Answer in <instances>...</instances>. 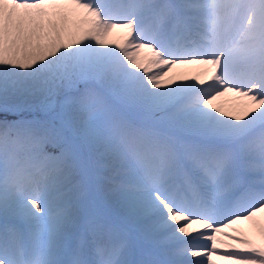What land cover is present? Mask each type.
<instances>
[{
    "label": "snow or ice",
    "instance_id": "1",
    "mask_svg": "<svg viewBox=\"0 0 264 264\" xmlns=\"http://www.w3.org/2000/svg\"><path fill=\"white\" fill-rule=\"evenodd\" d=\"M0 264H264V0H0Z\"/></svg>",
    "mask_w": 264,
    "mask_h": 264
},
{
    "label": "bare ground",
    "instance_id": "2",
    "mask_svg": "<svg viewBox=\"0 0 264 264\" xmlns=\"http://www.w3.org/2000/svg\"><path fill=\"white\" fill-rule=\"evenodd\" d=\"M122 33L121 32H117L115 33L112 37H110V39L115 40L117 42H119L122 39ZM143 55V53H142ZM201 72V68L197 65H191V66H184V67H180V68H175L173 69L172 73H170L171 75H197L198 73ZM238 98L232 96L231 94L226 95L224 97H221L217 103L224 108L225 110H231L233 108H235L236 106H238ZM241 101V100H240ZM243 102V101H241ZM196 227V226H194Z\"/></svg>",
    "mask_w": 264,
    "mask_h": 264
},
{
    "label": "rangeland",
    "instance_id": "3",
    "mask_svg": "<svg viewBox=\"0 0 264 264\" xmlns=\"http://www.w3.org/2000/svg\"><path fill=\"white\" fill-rule=\"evenodd\" d=\"M237 102H238V104H237V105H239V104H241V103H242L240 100H238Z\"/></svg>",
    "mask_w": 264,
    "mask_h": 264
}]
</instances>
